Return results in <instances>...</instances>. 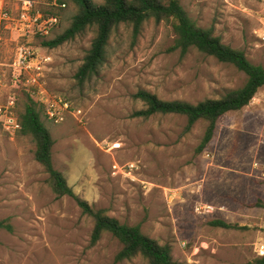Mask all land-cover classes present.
Wrapping results in <instances>:
<instances>
[{
	"label": "rangeland",
	"instance_id": "1",
	"mask_svg": "<svg viewBox=\"0 0 264 264\" xmlns=\"http://www.w3.org/2000/svg\"><path fill=\"white\" fill-rule=\"evenodd\" d=\"M32 1L34 13L58 11L62 21L38 35L20 18L21 0H0V106L16 118L26 93L35 101L67 98L73 112L60 122L42 119L54 139L53 165L76 195L170 243L184 264H255L256 246L264 244V85L247 105L222 114L197 151L205 120L186 131L183 115L132 116L144 106L136 91L195 103L241 86L244 73L195 49L181 55L172 49V22L148 19L136 33L121 24L98 74L78 83L73 75L93 29L48 48L42 41L66 27L75 6ZM180 3L198 25L212 26L222 42L264 67V0ZM21 46L34 53L39 71L11 68ZM4 120L0 115V220L12 231L0 227V264H148L141 257L115 261L121 243L109 232L90 244L92 218L71 196L55 195L32 138L7 130ZM114 163L135 167L113 173ZM214 219L241 228L211 225Z\"/></svg>",
	"mask_w": 264,
	"mask_h": 264
},
{
	"label": "trees",
	"instance_id": "2",
	"mask_svg": "<svg viewBox=\"0 0 264 264\" xmlns=\"http://www.w3.org/2000/svg\"><path fill=\"white\" fill-rule=\"evenodd\" d=\"M63 10L61 4L74 5L75 11L69 17L68 24L61 32L42 44L48 48H55L67 41L76 38L87 29H93L94 36L90 46L85 52L81 64L77 67L73 77L78 83H83L98 74L100 66L105 59L106 48L111 35L122 24L130 26L133 33L141 28L148 19L155 21H171L175 33L172 49H178L181 55L190 49L215 58L217 61L234 66L244 73V83L226 90L218 97L204 98L195 103L180 99L166 100L155 93L139 89L135 97L143 102L144 106L132 112V116L149 117L154 114H179L186 117L185 130L188 131L196 121L202 119L207 122L204 134L197 146L202 150L212 138L218 118L233 110L247 105L257 90L264 85V67L251 62L244 50L235 48L222 42L221 37L214 33L212 26L202 27L191 18L180 0H103L96 3L93 0H57L55 1ZM47 16H57L62 21L61 12L45 11ZM26 101L21 110L17 112V121L20 134L32 138L34 158L41 164L48 175V183L57 197L71 196L82 214L90 216L93 226L90 234V244H95L105 232L116 237L121 248L114 260L123 261L141 257L148 264H184L173 258L170 243H161L141 231L139 224L129 225L109 216L103 208H93L86 200L76 195L68 185L63 173L56 169L52 162V146L54 139L42 115L52 121L46 114V106L42 101H35L26 93ZM65 101L67 98L63 97ZM69 103V101H68ZM71 110V105L69 103ZM211 225L225 228H241L236 224L228 223L222 219H214ZM0 227L12 231V225L5 219L0 220ZM255 264H264V255L254 260Z\"/></svg>",
	"mask_w": 264,
	"mask_h": 264
},
{
	"label": "built area",
	"instance_id": "3",
	"mask_svg": "<svg viewBox=\"0 0 264 264\" xmlns=\"http://www.w3.org/2000/svg\"><path fill=\"white\" fill-rule=\"evenodd\" d=\"M55 1L57 0H53V2L57 4ZM61 6L65 7V4H61ZM20 18L21 20L29 23L31 28L38 35H47L50 29L58 22L57 16L43 17L41 14L34 13V3L32 0H21ZM35 59L36 56L33 52H31L27 47L21 46L16 51L15 57L11 62V68L18 72L19 75L28 72L29 70L39 71L41 67L39 66V61L35 63ZM42 102L45 103L47 116L52 119L53 122L62 121L66 112H73L69 108L68 101H65L61 97H55L54 99L47 101L42 100ZM0 115L5 117V128L7 130L16 131L20 128L17 119L14 117L11 110H9V106H0ZM134 167V163H127L121 167L114 163L112 165V170L113 173L119 171L124 175H129ZM256 252L259 256L264 255L263 243L256 246Z\"/></svg>",
	"mask_w": 264,
	"mask_h": 264
}]
</instances>
